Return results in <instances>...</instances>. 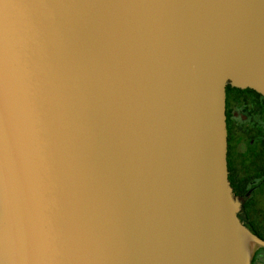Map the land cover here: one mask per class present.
Here are the masks:
<instances>
[{
	"label": "water",
	"instance_id": "1",
	"mask_svg": "<svg viewBox=\"0 0 264 264\" xmlns=\"http://www.w3.org/2000/svg\"><path fill=\"white\" fill-rule=\"evenodd\" d=\"M227 85L264 0H0V264H251Z\"/></svg>",
	"mask_w": 264,
	"mask_h": 264
},
{
	"label": "flooded vegetation",
	"instance_id": "2",
	"mask_svg": "<svg viewBox=\"0 0 264 264\" xmlns=\"http://www.w3.org/2000/svg\"><path fill=\"white\" fill-rule=\"evenodd\" d=\"M227 177L239 200L238 217L264 240V96L226 87ZM251 264H264V247H253Z\"/></svg>",
	"mask_w": 264,
	"mask_h": 264
}]
</instances>
